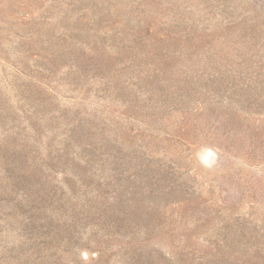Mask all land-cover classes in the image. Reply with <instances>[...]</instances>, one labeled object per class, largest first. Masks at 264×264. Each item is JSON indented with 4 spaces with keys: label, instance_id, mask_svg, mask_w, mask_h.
Masks as SVG:
<instances>
[{
    "label": "rangeland",
    "instance_id": "rangeland-1",
    "mask_svg": "<svg viewBox=\"0 0 264 264\" xmlns=\"http://www.w3.org/2000/svg\"><path fill=\"white\" fill-rule=\"evenodd\" d=\"M0 264H264V0H0Z\"/></svg>",
    "mask_w": 264,
    "mask_h": 264
}]
</instances>
